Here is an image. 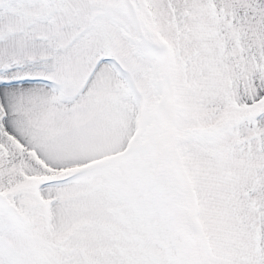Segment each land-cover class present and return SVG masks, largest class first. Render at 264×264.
Here are the masks:
<instances>
[{"label":"snow or ice","instance_id":"snow-or-ice-1","mask_svg":"<svg viewBox=\"0 0 264 264\" xmlns=\"http://www.w3.org/2000/svg\"><path fill=\"white\" fill-rule=\"evenodd\" d=\"M0 264H264V0H0Z\"/></svg>","mask_w":264,"mask_h":264}]
</instances>
